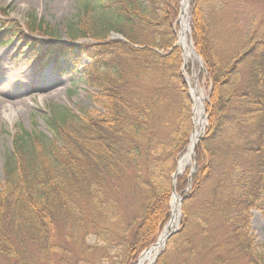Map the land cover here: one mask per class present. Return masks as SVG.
<instances>
[{"label":"trees","instance_id":"1","mask_svg":"<svg viewBox=\"0 0 264 264\" xmlns=\"http://www.w3.org/2000/svg\"><path fill=\"white\" fill-rule=\"evenodd\" d=\"M92 1L97 19L85 13L67 26L70 40L89 43L33 52L39 66L53 54L71 55L75 67L87 60L82 73L98 92L101 112L51 107L47 123L53 128L52 140L27 133L14 136L0 191V255L12 264H40L42 257L61 248L55 242L57 227L76 230L84 224L86 205L99 209L101 199L120 182L129 183L131 195L142 193L139 223L123 243L124 264H136L170 218V176L188 144L189 129L167 144L166 154L156 127L159 113L167 115L162 110L169 109L172 93L181 94L180 115L187 114L181 51L174 47L172 30L179 1ZM204 1L191 0L189 14L193 47L204 65L200 80L205 75L210 84L207 128L195 148L197 167L190 182L189 169L176 181V192L184 199L172 244L189 239L194 222L189 208L212 184V198L198 222L218 215L230 225L229 238L214 249L209 241L197 240L195 248L206 250L211 264H264V252L247 235L251 208L264 219V38L250 40L244 53L226 60L212 36L215 21L210 24L206 17ZM0 31L3 44L18 40L33 48L36 40L26 35L48 38L54 33L33 16L23 27L1 23ZM109 32L125 42L110 40ZM244 62L247 68L239 87V64ZM150 77L152 87L145 89L143 83ZM170 79L179 86L171 87ZM168 258L165 253L154 264H167Z\"/></svg>","mask_w":264,"mask_h":264},{"label":"rangeland","instance_id":"2","mask_svg":"<svg viewBox=\"0 0 264 264\" xmlns=\"http://www.w3.org/2000/svg\"><path fill=\"white\" fill-rule=\"evenodd\" d=\"M204 2L203 10L210 20V24L212 20L215 21L216 28L215 33L211 30L212 36H215V43L220 55L226 60L244 53L250 45V40L254 42L264 38V0H205ZM85 13L89 19H97V6L92 0H0V30L1 23L10 21L23 27L26 17L32 15L34 18L48 23L54 32L48 38L26 35L27 39L36 40L34 48L27 42L14 40L12 43L3 44L0 40V54L4 57L0 66V85L4 84L1 89L6 88L8 85L6 83L18 81L14 72L21 66L29 67L27 72L30 76L28 80H21L16 90L12 89L13 97L17 98V102L24 106V110L19 112L21 108H13L9 104L0 109V191L3 184L5 158L11 152L15 135L20 133L42 135L52 140L53 128L47 123L51 107L69 109L74 113H77L79 109L101 112V108L96 104L98 92L87 84L82 73V67L88 64L87 60L82 59L81 67H75L71 55L60 57L53 54L49 62L41 67L37 60L33 59L34 51H52L60 46L67 49L70 46L77 47L89 43L86 40H70L67 28L69 24H73ZM176 19L172 24L175 41H177L178 33V30L176 32L175 29L178 26ZM108 38L112 40L116 37L114 34H109ZM145 38L152 40L153 36L145 35ZM159 53L162 54V52ZM193 64L194 59L192 58L185 66V68L190 67L191 73L188 75L192 82H194L193 76L197 72V69L191 68ZM246 68L247 63L239 64V87L244 80L243 75ZM46 73H49L50 76H47ZM204 78L205 75L201 80H198V87L205 97V104L209 93V84L205 82ZM152 80L151 77L145 80L147 81L143 83L145 89L152 87ZM172 80L169 81L171 87L178 85L177 83L175 85ZM38 84H48L49 92L58 88L55 92H60V96L54 98L41 94ZM186 94L188 97L187 100H184V106H187L186 116L181 117L180 115L183 98L178 93H172L168 97L170 100L169 109L162 110L167 115L163 116L162 113H159L156 130L160 139L166 144V148H164L166 154L169 152L167 144L176 136H183L186 129H189L187 134L189 144L193 129V104L187 88ZM206 126L207 124L202 137ZM192 166L193 161L190 159L187 167L191 168ZM176 168L177 164L174 166V172ZM211 190L212 184H209L196 199L195 204L189 208L190 212L194 214L192 218L194 222L191 224L193 233H189V239L184 242L177 240L173 245L172 238L180 229V208L176 225L169 231L175 233L165 240V245L159 251L154 263L159 256L165 253L169 255L167 264H211L213 262V258L206 257V250L202 252L195 248L194 242L197 240L209 241L210 247L214 249L220 243L224 244L228 240L231 228L230 225L224 223L223 218H218V215L209 217L205 222H198L199 213L212 198ZM188 192L187 189L186 193ZM141 196L142 193H138L136 196L131 195L129 183L127 181L120 182L114 190L101 199L97 206L99 209H96V206L86 205L84 224L76 225V230H68L62 225L57 227L55 242L61 248L53 249L48 256L42 257L40 264H124L123 243L124 240L125 243L130 240V234L139 223L137 220L141 213ZM249 215L247 235L252 237L253 244L258 245L264 252V219L256 209L251 208ZM224 255L222 253V257ZM0 264L12 263L0 255ZM234 264L245 263L237 261Z\"/></svg>","mask_w":264,"mask_h":264},{"label":"bare ground","instance_id":"3","mask_svg":"<svg viewBox=\"0 0 264 264\" xmlns=\"http://www.w3.org/2000/svg\"><path fill=\"white\" fill-rule=\"evenodd\" d=\"M189 2L190 0H180V13L177 19V46H179L182 50L183 63L187 66L189 60H192L194 57L191 44L188 41V32H189ZM4 60L2 54H0V66L2 64L1 61ZM29 67L27 65L21 66L17 71L14 72V76L18 79L17 82L6 83V88L3 90L1 87L4 85H0V109L3 108L6 104H9L13 108H21L19 112L24 110V106L17 102V98L13 97L12 89L16 90L17 86L21 83V80H28L30 76L27 72ZM47 76H50L49 73H46ZM198 76L199 71L193 76L194 82L188 74H185V80L188 86L189 96L192 101V125L193 129L189 138V144L184 151V153L180 156L177 162L176 173L180 174L189 164L190 159L192 157V148L197 143V141L201 138V135L205 128V114H204V102L205 97L199 89L198 85ZM39 92L41 94L53 96L54 98L60 96V92L56 93V89L53 92H49L47 88H50L48 84H38ZM5 98V99H4ZM171 218L167 225L164 227L163 232L157 239L155 245L145 251L138 259L137 264H152L155 258L157 257L159 251L163 248L165 243V238L170 231V229L176 225L178 215H179V207H178V198L177 196H173L171 199Z\"/></svg>","mask_w":264,"mask_h":264},{"label":"water","instance_id":"4","mask_svg":"<svg viewBox=\"0 0 264 264\" xmlns=\"http://www.w3.org/2000/svg\"><path fill=\"white\" fill-rule=\"evenodd\" d=\"M122 40V39H121ZM192 50H193V52H194V55H195V57L198 59V61H200V58H199V56L195 53V51H194V49H193V47H192ZM183 78H184V80H185V76H183ZM186 81V80H185ZM194 152H195V145L193 146V148H192V154H194ZM194 171V170H193ZM178 175H180V174H177L176 172L172 175V194L173 195H176L175 194V179H176V177L178 176ZM190 175H191V173H190ZM177 197H178V203L180 204L181 203V201H182V199L178 196V195H176ZM173 232H170V233H168L167 234V236H166V238H168L171 234H172ZM147 251V250H146Z\"/></svg>","mask_w":264,"mask_h":264}]
</instances>
